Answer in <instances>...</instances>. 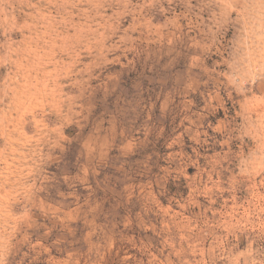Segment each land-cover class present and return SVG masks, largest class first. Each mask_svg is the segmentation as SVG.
<instances>
[{
    "label": "rangeland",
    "instance_id": "obj_1",
    "mask_svg": "<svg viewBox=\"0 0 264 264\" xmlns=\"http://www.w3.org/2000/svg\"><path fill=\"white\" fill-rule=\"evenodd\" d=\"M0 264H264V0H0Z\"/></svg>",
    "mask_w": 264,
    "mask_h": 264
},
{
    "label": "bare ground",
    "instance_id": "obj_2",
    "mask_svg": "<svg viewBox=\"0 0 264 264\" xmlns=\"http://www.w3.org/2000/svg\"><path fill=\"white\" fill-rule=\"evenodd\" d=\"M14 150V149H13Z\"/></svg>",
    "mask_w": 264,
    "mask_h": 264
}]
</instances>
